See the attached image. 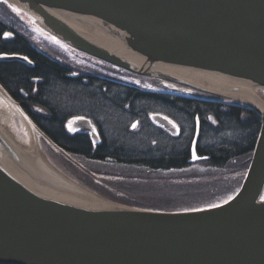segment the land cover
Listing matches in <instances>:
<instances>
[{"label":"water","instance_id":"1","mask_svg":"<svg viewBox=\"0 0 264 264\" xmlns=\"http://www.w3.org/2000/svg\"><path fill=\"white\" fill-rule=\"evenodd\" d=\"M1 1L76 52L169 91L230 99L260 125L231 196L194 210L142 208L59 170L43 145L62 152L0 85V109L21 135L0 121V264H264V99L248 88L264 91V0ZM0 60L32 64L16 54ZM149 118L177 134L165 117ZM67 129L98 143L86 118Z\"/></svg>","mask_w":264,"mask_h":264},{"label":"trees","instance_id":"2","mask_svg":"<svg viewBox=\"0 0 264 264\" xmlns=\"http://www.w3.org/2000/svg\"><path fill=\"white\" fill-rule=\"evenodd\" d=\"M8 15L13 19H6ZM14 20L20 21L0 2V55H21L32 64L0 60V85L62 152L87 163V169L76 163L86 173L151 203L131 205L157 210H194L222 202L236 191L259 131L260 119L255 113L224 98L209 101L125 84L111 76L109 72L115 71L109 65L103 75L85 74L34 41V33L25 23L22 25L29 32L22 27L24 32L19 34ZM150 114L170 120L177 126V135L171 136L150 122ZM75 117L96 125L102 141L92 145L86 134L66 132L65 123ZM135 121L138 128L130 130L129 125ZM89 163L107 167L98 170ZM194 163L224 168L226 175L240 172L231 188V183L209 180L207 184H213V189L207 191L206 184L195 180L183 181L180 187L184 189L174 199L146 192L151 181H160L161 173L180 171ZM185 191L191 194L185 196ZM218 194L224 198L215 201Z\"/></svg>","mask_w":264,"mask_h":264},{"label":"rangeland","instance_id":"3","mask_svg":"<svg viewBox=\"0 0 264 264\" xmlns=\"http://www.w3.org/2000/svg\"><path fill=\"white\" fill-rule=\"evenodd\" d=\"M0 2H2L5 5H7L5 2H3L1 0H0ZM10 16L9 15L6 16V19L11 20L12 16L11 17ZM17 18L20 21H18V22L16 20H14V21H16L17 25H19L16 28V31L19 34H22L24 32L21 29L22 27L25 29V27L22 25V23H25L30 28H32L29 25V23L25 20V18H22L19 15H17ZM25 31L26 32H29L27 30V28L25 29ZM33 33L34 34L29 33V34H31L34 37L33 40L36 41V42H38L42 46H44V48H46L48 50L50 49L53 53H55L57 55L56 57H59L61 59H64V60L68 61L70 64H72L73 66H75L79 70H84L85 71V74H102L103 75L104 68L103 67H100L99 65H96L95 62H93V61H91L90 63L89 62H84V60H80L78 58V56H70L69 54H67L68 53L67 52L68 50H66L64 48H60V47L58 48L57 44L54 41H48V40H46L44 38H41V36L39 34H37L35 32H33ZM24 35H26V34H24ZM76 73L77 72H74L72 74V76L73 75L75 76ZM109 73L111 74L112 77L116 78L117 80L121 81L122 83L129 84V85H133V82L129 80V78H128L127 75H125L123 73L121 74V73H118V72H111V71ZM151 89H155V88H151ZM228 100H230V99H228ZM18 124L19 123H17V121L14 118H9L8 121H7V124H6V128L12 134H14L17 138H20L21 135L16 130V129H18ZM43 147H44V152H45L44 154H46V156L48 158L50 156L49 154H51L52 157H54L53 160H55V163L57 161H59L58 160V158H59L61 161L67 162L68 164H71L68 161V159H71V160L75 161V163H78L79 165H82V166L84 165L85 167L84 166L83 167L87 169V166L88 165H87V163L85 161H83L81 159H78L77 157H74V156H68L67 155L69 158L68 157L65 158L63 155H60V154L58 156V155H55L53 153V151L50 152L48 150V147L47 146H44L43 145ZM55 157H57V159H55ZM89 164L91 166H93L94 168L98 169V170H102V169L105 170L106 167H107V166H104L103 164H97V163L96 164L89 163ZM71 165H73V164H71ZM56 167L59 170H61L58 166H56ZM81 169H83V168H81ZM64 170L66 171V169H64ZM239 172H237V170H236L234 173L226 175L227 170L224 169V168L223 169L208 168V167H206L204 165V163H194V164H191L187 168H185L183 170H180V171H170V172H167V173H161L158 176V177H160V181H151V183H150V186L151 187L150 188H146L147 189L146 192H148V195L159 196L161 199H165V198L166 199H174L177 196L176 194H178L180 190L184 189V188H181L180 187V185L182 184L183 181H185V182H195V180H197L198 181L197 183H201L202 185H205L206 184L205 185V188L208 191V189H210V190L213 189V187H212L213 184H207V183H211L209 180L215 181V182H218L219 180H222L224 182L231 183V182L234 181V178L237 177V174ZM71 174L74 175V176H76L72 172H71ZM92 177L93 178H96V179H100V177H98V176H95V177L92 176ZM71 178L75 180V178L73 176H71ZM233 185H235L234 182H233ZM231 187H232V183H231V185H228V188H231ZM219 188H223V186L222 187H219ZM190 191H193V190H190ZM190 191H185L184 192V195L186 196L188 194H191ZM215 191H220V189H216ZM212 193H214V191ZM115 194H116V196L113 195L112 196V200H114L116 202H119V203H125V204L128 203V202L125 201V200H127V198H124L125 200H123L120 196H118V193L115 192ZM218 196H220V197H217L215 201H219L220 200L219 198H224V195L221 196V194H218ZM131 197L134 199L135 203L138 204V205H141V206L151 205V203H149L146 199H143V198L140 199L138 196H136V194H131ZM152 202L154 203V201H152ZM142 208H144V207H142Z\"/></svg>","mask_w":264,"mask_h":264},{"label":"flooded vegetation","instance_id":"4","mask_svg":"<svg viewBox=\"0 0 264 264\" xmlns=\"http://www.w3.org/2000/svg\"><path fill=\"white\" fill-rule=\"evenodd\" d=\"M99 63V62H98ZM100 67L102 66V64H98ZM115 72H118V73H121L122 74V72L121 71H119V70H114ZM128 78H129V80L130 81H132V82H134L135 81V78H132V77H130V76H128ZM133 85L135 86V84L133 83ZM194 93V92H193ZM196 95H199V97L201 98V95L199 94V93H195ZM204 99H206V97L204 98ZM212 99V98H211ZM71 120V119H70ZM70 120H68L66 123H65V125H64V128H65V130H66V132H68V129H67V125L68 124H70L69 122H70ZM91 124H92V122H91ZM131 125H132V123L129 125V129L130 130H136L137 128H138V126H139V123L136 121V124H135V127L134 128H131ZM92 126L94 127V130H96V133H97V136H98V143L99 142H101L102 141V138H101V133L99 132V130H98V128H97V126L96 125H94V124H92ZM158 127H160V126H158ZM162 129V128H161ZM163 131H165L164 129H162ZM165 132H167V131H165ZM69 134H75V133H78V134H86L88 137H89V139H90V141H91V143H92V140H91V138H90V134L89 133H86L85 131H83V130H80V129H75L74 130V132H68ZM168 133V132H167ZM169 134V133H168ZM46 136V135H45ZM47 137V136H46ZM48 138V137H47ZM97 143V144H98ZM92 145H96V143L95 144H93L92 143ZM50 155V156H49ZM48 156H49V158H50V160H51V162H53L56 166H58L65 174H67V175H71V176H73L74 178H75V180L76 181H78L80 184H82V185H84V186H86L87 188H89V189H91V190H93V191H95V192H97V193H100V194H104V195H107L108 196V194L111 196V199H112V196L114 195V196H116V194H114L117 190L115 189V188H112V187H110V186H107V185H105V184H102V185H100V184H96L95 182H94V180H93V178H89V175L86 173V171H84L83 169H81V168H79L78 166H76V164H73V165H71V164H68L67 162H64V161H61L59 158H58V160L59 161H57L56 163H55V161L53 160L54 159V157H52V155L51 154H49ZM55 159H57V157H55ZM71 160V159H70ZM73 161V160H72ZM72 161H70V162H72ZM61 165V166H60ZM63 167V168H62ZM64 169H66V171L64 170ZM71 172L73 173V174H75L76 176H74V175H72L71 174ZM70 176V177H71ZM115 191V192H114ZM121 197V196H120Z\"/></svg>","mask_w":264,"mask_h":264},{"label":"bare ground","instance_id":"5","mask_svg":"<svg viewBox=\"0 0 264 264\" xmlns=\"http://www.w3.org/2000/svg\"><path fill=\"white\" fill-rule=\"evenodd\" d=\"M74 23H77V25H79L80 27H82V28H89L90 27V29H93L92 31H94V29H97V30H99V31H101V29L99 28V27H96L95 26V28H94V26L92 27L91 25H89V23H82V22H79V21H74ZM96 33V32H95ZM161 85H157L156 87H158L157 88V90H160V91H162V89H160L159 87H160ZM248 88H250V90H252V91H255L257 94H259L260 95V97L261 98H263L264 99V91H263V94H262V90L259 88H256L255 87V85H249L248 86ZM202 97H206V99L207 100H209V101H214V100H217V97H213V96H210V95H207V94H204V93H201V92H198ZM212 98V99H211ZM4 111V110H3ZM150 116V115H149ZM148 116V117H149ZM7 114H6V112H2V110L0 109V121H2V123L6 126V124H7ZM150 119V118H149ZM170 121V120H169ZM136 122V121H135ZM171 122V121H170ZM134 123V122H133ZM132 123V124H133ZM132 126V125H131ZM254 147V146H253ZM253 151V150H252ZM251 158V157H250ZM55 161V160H54ZM96 184L98 183V184H100V185H102V184H104L101 180H99V179H97L96 181H94ZM84 186V185H83ZM86 187V186H85ZM87 188V187H86ZM89 189V188H88ZM89 190H91V189H89ZM91 191H93V190H91ZM93 192H95V191H93ZM115 192V191H114ZM97 193V192H96ZM116 193H118V196H121V198L123 199V200H125L124 198H127V200H125L126 202H128L127 204H129V205H131L130 204V202L132 203V202H134L135 203V201H134V199L131 197V195H130V193L129 194H126V193H124V192H122V191H116ZM98 194H100V193H98ZM115 194V193H114ZM100 195H102V194H100ZM102 196H105L106 198H109V199H111V196L108 194V196L107 195H102ZM123 196V197H122ZM112 200V199H111ZM114 201V200H113ZM130 201V202H129ZM125 204V203H124Z\"/></svg>","mask_w":264,"mask_h":264},{"label":"snow or ice","instance_id":"6","mask_svg":"<svg viewBox=\"0 0 264 264\" xmlns=\"http://www.w3.org/2000/svg\"><path fill=\"white\" fill-rule=\"evenodd\" d=\"M14 11H15V9H14ZM24 59H27V57H24ZM133 127H135V125ZM193 158L194 159L196 158L195 153H193Z\"/></svg>","mask_w":264,"mask_h":264}]
</instances>
